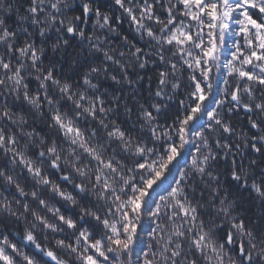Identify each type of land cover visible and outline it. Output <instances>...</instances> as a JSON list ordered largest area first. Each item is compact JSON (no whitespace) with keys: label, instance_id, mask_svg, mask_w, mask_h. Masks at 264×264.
Masks as SVG:
<instances>
[{"label":"snow or ice","instance_id":"snow-or-ice-1","mask_svg":"<svg viewBox=\"0 0 264 264\" xmlns=\"http://www.w3.org/2000/svg\"><path fill=\"white\" fill-rule=\"evenodd\" d=\"M0 264H264V0H0Z\"/></svg>","mask_w":264,"mask_h":264}]
</instances>
